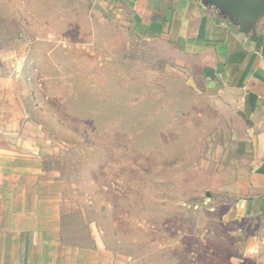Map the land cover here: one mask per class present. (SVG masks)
<instances>
[{"label":"rangeland","instance_id":"1","mask_svg":"<svg viewBox=\"0 0 264 264\" xmlns=\"http://www.w3.org/2000/svg\"><path fill=\"white\" fill-rule=\"evenodd\" d=\"M98 4L0 0V49L22 62H2L11 67L2 97L22 132L30 123L48 137L45 166L83 208L68 225L85 244L96 232L121 264H264V252L245 250L251 224L240 221L238 234L223 218L216 105L171 48Z\"/></svg>","mask_w":264,"mask_h":264},{"label":"crops","instance_id":"2","mask_svg":"<svg viewBox=\"0 0 264 264\" xmlns=\"http://www.w3.org/2000/svg\"><path fill=\"white\" fill-rule=\"evenodd\" d=\"M98 3V12L171 48L185 77L203 85L225 138L221 186L231 209L223 218L236 221L238 234L240 221L251 224L245 250L264 252V0L247 29L208 0ZM18 55L0 49V264H121L96 232L88 230L92 243L85 244L84 230L68 225V215L84 219L83 208H73L67 181L45 166L48 137L27 121L22 132L20 113L8 109L14 100L2 97L11 68L2 62L20 68Z\"/></svg>","mask_w":264,"mask_h":264},{"label":"water","instance_id":"3","mask_svg":"<svg viewBox=\"0 0 264 264\" xmlns=\"http://www.w3.org/2000/svg\"><path fill=\"white\" fill-rule=\"evenodd\" d=\"M213 6L232 14L244 29L252 23L263 10V0H208Z\"/></svg>","mask_w":264,"mask_h":264}]
</instances>
